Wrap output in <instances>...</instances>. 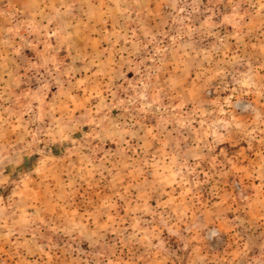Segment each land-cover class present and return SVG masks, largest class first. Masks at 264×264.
I'll return each mask as SVG.
<instances>
[{"label": "rangeland", "instance_id": "1", "mask_svg": "<svg viewBox=\"0 0 264 264\" xmlns=\"http://www.w3.org/2000/svg\"><path fill=\"white\" fill-rule=\"evenodd\" d=\"M44 2L0 0V264H264V0Z\"/></svg>", "mask_w": 264, "mask_h": 264}, {"label": "crops", "instance_id": "2", "mask_svg": "<svg viewBox=\"0 0 264 264\" xmlns=\"http://www.w3.org/2000/svg\"><path fill=\"white\" fill-rule=\"evenodd\" d=\"M6 4L15 7L16 9L24 12V13H30V9H37V6L42 1H45L44 3H49L47 0H2ZM43 5V4H42ZM36 6V7H35ZM43 7V6H42ZM36 13L41 12V9L35 10Z\"/></svg>", "mask_w": 264, "mask_h": 264}]
</instances>
